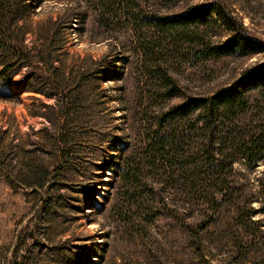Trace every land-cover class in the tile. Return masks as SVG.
Here are the masks:
<instances>
[{"label":"rangeland","instance_id":"374dc122","mask_svg":"<svg viewBox=\"0 0 264 264\" xmlns=\"http://www.w3.org/2000/svg\"><path fill=\"white\" fill-rule=\"evenodd\" d=\"M149 1L178 12L203 0ZM224 2L264 40V0ZM101 12L97 0H0V264H264V155L250 165L225 142L232 166L192 173L193 131L142 166V130L157 110L214 93L264 52L166 50L159 59L181 94L165 98L141 64L148 33ZM204 30L229 36L219 20ZM245 96L233 117L241 135L264 120V88ZM158 188L175 213L156 214Z\"/></svg>","mask_w":264,"mask_h":264},{"label":"trees","instance_id":"16d2710c","mask_svg":"<svg viewBox=\"0 0 264 264\" xmlns=\"http://www.w3.org/2000/svg\"><path fill=\"white\" fill-rule=\"evenodd\" d=\"M170 1L172 0H163L155 6H163ZM97 2L104 9L100 16L119 14L129 19L135 31L148 33L151 39L140 42L141 64L157 77L156 80L160 83L157 93L165 87L164 93L160 94L165 98L181 94V89L159 59L161 53L166 50L179 55L191 53L195 57L203 58L264 52V40L252 35L244 22L227 7L224 0H203L178 12L148 8L147 6H152L149 0H97ZM104 18L106 16L101 19ZM215 20H219L229 31L227 39L214 41L206 38L204 28L215 23ZM158 41L159 45L156 44ZM255 88H264V61L245 69L233 82L212 94L188 95L177 103L157 110V114L153 116L154 122L152 124L146 122L142 130L145 135L146 152L144 162L141 158L142 166L158 165L160 161L158 156L168 153L166 147L172 138L189 139L193 131L199 133V138L189 144V155L195 154L196 158L191 161L187 171L197 173L201 168L205 170H209L211 166L217 168L224 160L232 166L236 154L227 152L226 148L222 147L225 146V142H229L234 148L232 151H237L245 157L250 165H255L264 155V120L251 134H244L248 136L241 135L233 129L235 112L245 109L248 105L245 93ZM236 121L243 120L236 118ZM131 175V168L128 167V170L123 172L124 180H129ZM209 188L210 186L207 189ZM158 189L155 195L159 197L161 190ZM219 189L213 192L219 193ZM213 192L211 200L215 199ZM167 210L175 213L176 204H170L169 201H165V197H159L156 201V214H167ZM195 233L200 237L198 232Z\"/></svg>","mask_w":264,"mask_h":264}]
</instances>
